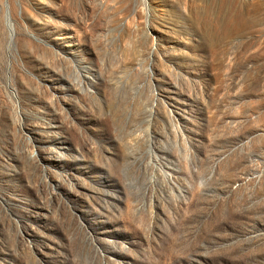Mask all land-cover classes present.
<instances>
[{"label": "rangeland", "instance_id": "obj_1", "mask_svg": "<svg viewBox=\"0 0 264 264\" xmlns=\"http://www.w3.org/2000/svg\"><path fill=\"white\" fill-rule=\"evenodd\" d=\"M0 264H264V0H0Z\"/></svg>", "mask_w": 264, "mask_h": 264}, {"label": "bare ground", "instance_id": "obj_2", "mask_svg": "<svg viewBox=\"0 0 264 264\" xmlns=\"http://www.w3.org/2000/svg\"><path fill=\"white\" fill-rule=\"evenodd\" d=\"M252 2V1H251ZM252 4H254V3H252Z\"/></svg>", "mask_w": 264, "mask_h": 264}]
</instances>
